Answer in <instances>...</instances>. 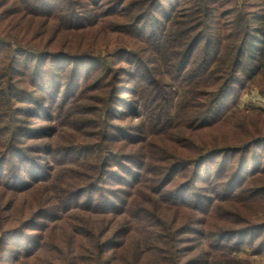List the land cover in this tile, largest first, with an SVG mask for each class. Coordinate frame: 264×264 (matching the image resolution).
<instances>
[{
    "label": "trees",
    "instance_id": "obj_1",
    "mask_svg": "<svg viewBox=\"0 0 264 264\" xmlns=\"http://www.w3.org/2000/svg\"><path fill=\"white\" fill-rule=\"evenodd\" d=\"M244 5L0 0V259L27 264L58 222L62 264L264 254V100L240 106L255 80L264 99V0ZM26 195L10 226L2 205Z\"/></svg>",
    "mask_w": 264,
    "mask_h": 264
},
{
    "label": "rangeland",
    "instance_id": "obj_2",
    "mask_svg": "<svg viewBox=\"0 0 264 264\" xmlns=\"http://www.w3.org/2000/svg\"><path fill=\"white\" fill-rule=\"evenodd\" d=\"M255 2L257 0H235L236 2V6H241L242 8L245 9V2ZM244 5V6H243ZM257 5H250L247 6L248 8H252V7H256ZM225 9L227 12H232L235 13L234 11H236V9L229 7V5H225ZM233 14L229 17L232 18ZM5 37H7L8 39H10V45H13V41L15 36L14 33L9 34L8 30L5 31L4 33ZM120 39L118 38V36L116 34H114L113 32H107L106 36H105V47H106V51L107 50H113L116 47L120 46ZM115 76L113 75L111 78H108V81H112V82H102L101 84L105 83L106 88H105V93L106 94H110L112 92H114L117 88V86H114V82H115ZM113 79V80H112ZM93 85H95L94 82H91L90 86L87 88V90L85 91L86 93L90 92L89 94V98L91 100H93V96L97 95V90H92ZM179 88H176V90H178ZM110 92V93H107ZM258 80H255L254 82H251L250 85H248L247 90L243 93V98L242 101L240 103V106L243 109H246V113L250 114L252 112L251 110V106L255 105V104H262L263 105V101L264 99H262L259 95H258ZM105 95V94H104ZM181 98V91L178 90V95L176 97V99L174 100L175 103H177ZM88 108V107H87ZM86 108V109H87ZM171 112L174 114V107H172ZM78 134V133H77ZM211 138L217 139L218 135L214 134L211 135ZM39 191H37L36 193H38ZM35 198V195H26V196H17L13 201L10 202H6L2 205L1 208L6 209V214H8L7 216V221L8 224L12 223L10 226L13 225H18L22 220H23V216H24V209L26 207V205L28 204H33V199ZM41 204V203H40ZM35 206L37 204H34ZM42 205V204H41ZM34 206V207H35ZM39 206V205H38ZM35 208H33L32 210H34ZM38 211V210H37ZM43 239L47 241V243L50 245L51 244V248L41 251L38 255H36V257L34 256V258L32 257H28L27 259V264H62L61 262H57V260H54V258L52 257V255H54V252L52 250V246H54L55 242H62L61 246L64 245L65 243V237L66 236H72L74 235L73 232L70 230V224L69 223H62V222H58L54 225H50L48 230L44 233L41 234ZM77 237V236H76ZM2 236H0V244L2 243L1 241ZM78 238V237H77ZM3 253H8V252H3ZM238 258L240 259H247L249 261H251L252 264H264V254L261 255H252L250 253V251L248 249H245L241 252H238L235 254ZM0 264H14L13 260H11L10 258V254H7V256L5 258L0 259Z\"/></svg>",
    "mask_w": 264,
    "mask_h": 264
}]
</instances>
